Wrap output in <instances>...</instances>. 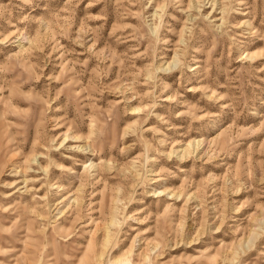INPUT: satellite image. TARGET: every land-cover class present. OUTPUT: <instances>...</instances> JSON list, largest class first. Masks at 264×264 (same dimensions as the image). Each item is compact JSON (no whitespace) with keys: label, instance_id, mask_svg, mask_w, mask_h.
<instances>
[{"label":"rangeland","instance_id":"rangeland-1","mask_svg":"<svg viewBox=\"0 0 264 264\" xmlns=\"http://www.w3.org/2000/svg\"><path fill=\"white\" fill-rule=\"evenodd\" d=\"M0 264H264V0H0Z\"/></svg>","mask_w":264,"mask_h":264}]
</instances>
